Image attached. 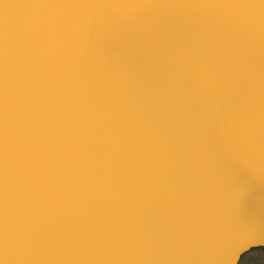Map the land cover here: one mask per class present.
Instances as JSON below:
<instances>
[{"label": "water", "instance_id": "water-1", "mask_svg": "<svg viewBox=\"0 0 264 264\" xmlns=\"http://www.w3.org/2000/svg\"><path fill=\"white\" fill-rule=\"evenodd\" d=\"M258 248L264 0H0V264Z\"/></svg>", "mask_w": 264, "mask_h": 264}, {"label": "rangeland", "instance_id": "rangeland-1", "mask_svg": "<svg viewBox=\"0 0 264 264\" xmlns=\"http://www.w3.org/2000/svg\"><path fill=\"white\" fill-rule=\"evenodd\" d=\"M240 264H264V248H258L244 255Z\"/></svg>", "mask_w": 264, "mask_h": 264}]
</instances>
